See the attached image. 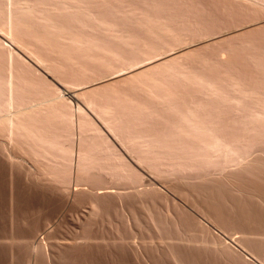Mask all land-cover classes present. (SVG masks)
<instances>
[{
  "label": "rangeland",
  "instance_id": "1",
  "mask_svg": "<svg viewBox=\"0 0 264 264\" xmlns=\"http://www.w3.org/2000/svg\"><path fill=\"white\" fill-rule=\"evenodd\" d=\"M23 1L30 52L0 40L99 133L50 118L54 179L0 151V264H264V0Z\"/></svg>",
  "mask_w": 264,
  "mask_h": 264
},
{
  "label": "bare ground",
  "instance_id": "2",
  "mask_svg": "<svg viewBox=\"0 0 264 264\" xmlns=\"http://www.w3.org/2000/svg\"><path fill=\"white\" fill-rule=\"evenodd\" d=\"M5 2L7 14L4 16V21L0 19L3 23V27L5 28L3 33L8 40L14 43L17 47L26 50V53L28 51V44H25L26 42L24 43L25 36L24 32H22L24 27L21 22L30 12L28 10V3L23 0H5ZM15 11H19L22 17L17 18ZM16 27H18V30ZM23 45L24 48H22ZM25 46L27 49H25ZM34 53L35 52L32 54ZM34 56L35 57L33 58L35 59V62L37 61V63L43 67L46 66L44 64V60L40 57L38 58V55L36 56L34 54ZM45 69L48 68L45 67ZM38 71L36 70V66L31 64L30 61L26 60L21 54H19L14 47L0 40V151L12 165L14 161L16 163V159L22 157V154L20 155V153L19 157H17L18 151L21 153L23 152L19 149L22 147L21 149H23L24 153H26L27 147H24V145L28 146V149L30 148L31 153L33 154L31 155V159H29L32 163L31 165L33 169L35 170V172L32 171L33 173L31 175H36L38 178L43 173L48 171L47 174L54 179L59 172L66 175V169L60 164L62 161L60 162V159L56 155H51V159H41V151H44L45 147L47 149L43 153L49 154L48 148L56 146V141L52 140L48 136V132L52 129L50 118L55 116L62 117L65 120L66 128L68 130L78 132V139H80V141H82V138L85 135L93 132L99 133V131L96 129L94 124L86 118L82 109V111H76V109L73 110L71 106H67L63 101V96L59 94L58 90H56L53 85L43 79ZM102 95L103 94H89L88 97H85L84 95L85 103L89 108L96 112L94 110V103L98 101ZM96 115L103 122L109 132L118 138L120 143L126 147L125 143L122 142V138L118 135L119 133L116 131L114 123L111 120L112 118H110L107 113L104 115L96 113ZM198 128L200 130L204 129L206 132L214 131V128L211 126L201 127L200 123ZM211 138L216 140V135L212 134ZM15 144H18L21 147L19 148L17 145L18 151H14L17 148L15 147V149L11 152L12 146ZM64 152H66V160L69 162L68 167L71 169L70 165L74 160V150L69 149ZM112 157L118 159H114L116 162L120 161L118 156L113 154ZM22 160L18 159L17 162H22ZM43 160L49 164L44 166L45 162ZM90 160L91 157L88 152L83 150L81 145L78 146V149L75 151L77 179H80L83 172H85L83 164L89 162ZM48 168H50V170H47ZM44 170L46 171L41 174ZM95 214L96 208L91 205L90 215ZM43 234H45V232H43ZM39 242L38 244L40 247L43 245L42 243L44 242V239L42 238Z\"/></svg>",
  "mask_w": 264,
  "mask_h": 264
}]
</instances>
